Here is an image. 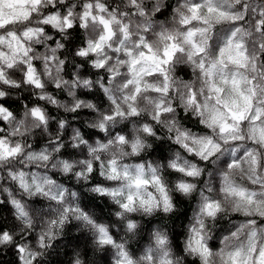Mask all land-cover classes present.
I'll return each instance as SVG.
<instances>
[{"label": "clouds", "instance_id": "clouds-1", "mask_svg": "<svg viewBox=\"0 0 264 264\" xmlns=\"http://www.w3.org/2000/svg\"><path fill=\"white\" fill-rule=\"evenodd\" d=\"M0 264H264V0H0Z\"/></svg>", "mask_w": 264, "mask_h": 264}]
</instances>
